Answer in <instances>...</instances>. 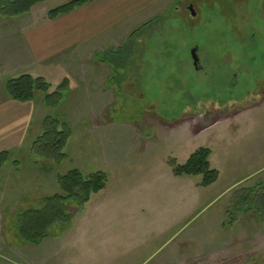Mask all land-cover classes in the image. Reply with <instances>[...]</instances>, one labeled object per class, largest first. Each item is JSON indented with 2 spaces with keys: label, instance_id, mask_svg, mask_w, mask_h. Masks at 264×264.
Here are the masks:
<instances>
[{
  "label": "rangeland",
  "instance_id": "1",
  "mask_svg": "<svg viewBox=\"0 0 264 264\" xmlns=\"http://www.w3.org/2000/svg\"><path fill=\"white\" fill-rule=\"evenodd\" d=\"M111 1L121 3L108 16H122L90 43L96 51L83 47L78 72H26L52 84L70 76L72 87L58 110L37 95L42 116L0 171V264H264V213L248 205L264 196V0H140L138 20L123 18L138 0ZM12 30L0 19V36ZM47 115L73 131L60 163L33 150ZM200 148L220 174L208 188L200 175L173 173ZM75 168L104 172L106 188L41 245L24 243L20 215L59 193L57 177Z\"/></svg>",
  "mask_w": 264,
  "mask_h": 264
},
{
  "label": "trees",
  "instance_id": "2",
  "mask_svg": "<svg viewBox=\"0 0 264 264\" xmlns=\"http://www.w3.org/2000/svg\"><path fill=\"white\" fill-rule=\"evenodd\" d=\"M48 1L0 0V19H15L26 16ZM90 1L71 0L50 10L46 15V19L56 20L85 6ZM142 29L143 27L138 29L139 32ZM136 34V32L133 33V36ZM70 85L71 81L68 78L54 85L43 77L24 74L7 80L5 91L9 99L20 103L34 102L37 95L42 94L45 106L50 109L57 108L58 110L65 95L70 90ZM72 136V128L59 115H47L42 122V133L33 144V150L43 157L55 160V162H63L67 158L65 149ZM210 157V149L200 148L190 156L185 164H172L173 173L177 177L200 175L203 177L201 186L208 188L218 181L220 175L217 170L212 168ZM10 159L9 152L0 153V171L9 163ZM17 164L18 162L13 163V165ZM57 184L60 189L59 193L43 198L41 208L27 210L20 215L18 235L24 243L39 246L49 238V231L53 226L71 221L76 215V211H80V208L91 200L92 195L106 188L107 176L104 172L85 176L81 170L75 168L65 175H59ZM245 196L242 194L239 198L245 199ZM262 203L249 202L248 205L251 210L264 213V196ZM234 210L237 211L240 208L237 206V209L234 208ZM261 221L264 224V219H261Z\"/></svg>",
  "mask_w": 264,
  "mask_h": 264
},
{
  "label": "crops",
  "instance_id": "3",
  "mask_svg": "<svg viewBox=\"0 0 264 264\" xmlns=\"http://www.w3.org/2000/svg\"><path fill=\"white\" fill-rule=\"evenodd\" d=\"M111 2V0H91L85 6L53 21L46 19L47 14L34 15L38 7L26 16L7 19L12 21L14 27H18L20 32L15 33L12 30L8 36H0V41L8 38L11 43H14L12 49L0 50L1 88L3 89L5 82L11 78L18 77L20 74H30L26 72L33 73L29 69L55 73L56 70L65 67L69 75L75 70L78 72L75 59L82 57L83 47L86 46L84 51L89 54H92V50L96 51L97 48L90 43L98 35L109 31L122 16L120 13L115 17L108 16L112 5L117 9L121 3L110 5ZM146 8L145 2L134 1L130 7L128 6V11L124 13L123 18L138 20L141 18V12L145 13ZM86 70L95 75L101 69L91 66ZM65 78L71 81L72 87L70 76L63 75L62 78L60 76L59 83ZM38 113L36 101L20 103L9 99L7 95L2 96L0 153L9 152L11 155L23 146L28 135L33 134L32 125Z\"/></svg>",
  "mask_w": 264,
  "mask_h": 264
},
{
  "label": "water",
  "instance_id": "4",
  "mask_svg": "<svg viewBox=\"0 0 264 264\" xmlns=\"http://www.w3.org/2000/svg\"><path fill=\"white\" fill-rule=\"evenodd\" d=\"M190 11H191L192 17H195V12H194L192 6H190ZM197 52H198L197 48L193 49L191 51V56H192V59H193V62H194V67L198 70L199 69L200 59H199V56H198Z\"/></svg>",
  "mask_w": 264,
  "mask_h": 264
},
{
  "label": "flooded vegetation",
  "instance_id": "5",
  "mask_svg": "<svg viewBox=\"0 0 264 264\" xmlns=\"http://www.w3.org/2000/svg\"><path fill=\"white\" fill-rule=\"evenodd\" d=\"M187 6H188V5H187ZM187 6H186V7H187ZM187 8H188V9H189V11H190V6H189V7H187ZM190 13H191V11H190Z\"/></svg>",
  "mask_w": 264,
  "mask_h": 264
}]
</instances>
